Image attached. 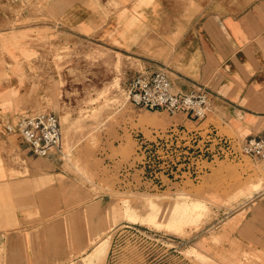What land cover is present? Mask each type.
I'll return each mask as SVG.
<instances>
[{
    "label": "crops",
    "instance_id": "crops-1",
    "mask_svg": "<svg viewBox=\"0 0 264 264\" xmlns=\"http://www.w3.org/2000/svg\"><path fill=\"white\" fill-rule=\"evenodd\" d=\"M5 1L0 0L3 264H65L69 258L87 256L100 241H92L95 233L103 235L106 228L104 201L95 197L65 215L66 242L58 223V195L66 183L58 177L62 170L55 158L61 148L36 157L17 133L6 130L20 116L35 114L21 110V79L24 63L37 52L35 42L44 37L55 36L50 41L56 45L82 40L111 46L142 62L144 70L137 73L165 68L175 90L205 89L208 111L202 120L141 109L143 125L137 130L146 135L151 128L172 125L212 128L242 143L264 131V0H115L117 6L104 22L100 9L91 11L81 1L56 3L48 15ZM251 179L259 185L260 177ZM261 184L222 223L228 242L239 250L264 253V178ZM226 250H231L229 245Z\"/></svg>",
    "mask_w": 264,
    "mask_h": 264
},
{
    "label": "rangeland",
    "instance_id": "rangeland-1",
    "mask_svg": "<svg viewBox=\"0 0 264 264\" xmlns=\"http://www.w3.org/2000/svg\"><path fill=\"white\" fill-rule=\"evenodd\" d=\"M7 1L48 15L56 3L72 0ZM73 1L100 9L103 22L117 6L115 0ZM54 37L35 42L37 52L24 63L21 110L55 113L61 125L55 158L67 183L58 195L62 237L68 242L65 215L95 197L104 201L106 223L103 235L92 236L100 240L94 249L65 264H264L263 252L228 242L222 225L242 198L263 186L264 164L248 156L226 159L227 137L212 128L137 130L141 109L167 113L137 108L126 97L124 86L144 70L142 62L82 40L56 45ZM187 131L192 137L183 139Z\"/></svg>",
    "mask_w": 264,
    "mask_h": 264
},
{
    "label": "built area",
    "instance_id": "built-area-1",
    "mask_svg": "<svg viewBox=\"0 0 264 264\" xmlns=\"http://www.w3.org/2000/svg\"><path fill=\"white\" fill-rule=\"evenodd\" d=\"M126 97L137 108L161 109L169 114L185 113L194 120H202L208 111L207 92L201 86L177 91L165 68L139 72L124 86ZM8 132L17 133L36 157H46L50 149L61 148L62 134L59 119L47 112L24 114L15 125H6ZM191 138V131L182 133ZM229 143L224 148L226 159L248 156L264 164V131L242 143Z\"/></svg>",
    "mask_w": 264,
    "mask_h": 264
}]
</instances>
